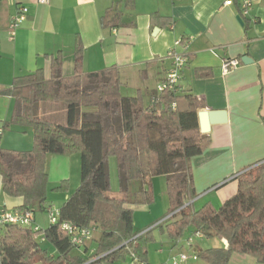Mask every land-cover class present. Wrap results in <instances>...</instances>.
I'll list each match as a JSON object with an SVG mask.
<instances>
[{"label": "trees", "instance_id": "1", "mask_svg": "<svg viewBox=\"0 0 264 264\" xmlns=\"http://www.w3.org/2000/svg\"><path fill=\"white\" fill-rule=\"evenodd\" d=\"M119 16L109 19L108 13L102 24L115 27ZM80 52L77 49L73 76L63 75L60 52L52 57L50 78L38 68L16 76L12 88L0 89L16 100L5 128L29 125L34 134L29 150L2 148L0 135L3 189L10 196L23 198L18 209L35 213L48 209V153H81V183L61 204L58 222L36 232L17 224L2 227L1 264H100L132 255L139 262L150 263L146 242L153 228H135L132 206L154 202L152 179L160 175L166 176L167 214L181 208L171 219L156 225L167 231L173 242L193 227L194 232L228 242L227 246L198 252L209 264H228L233 253L251 255L264 264V159L236 176V194L219 208L208 203L197 210L193 203L186 204L197 195L192 159L210 144L209 134L200 129L202 101L192 93L166 92L148 105L142 93H122L116 66L81 72ZM47 102L63 106L64 123L44 115L42 106ZM108 156L118 162L120 196L109 193ZM68 182L63 180L54 190L66 192ZM64 221L99 227L100 236L89 258L72 253L79 247L62 228ZM35 234L43 235L56 253L45 248Z\"/></svg>", "mask_w": 264, "mask_h": 264}, {"label": "crops", "instance_id": "2", "mask_svg": "<svg viewBox=\"0 0 264 264\" xmlns=\"http://www.w3.org/2000/svg\"><path fill=\"white\" fill-rule=\"evenodd\" d=\"M224 2L50 0L48 4H42L38 0H0V89L12 88L16 76L38 68H43L45 76L50 78L52 57L60 52L63 75H75L77 49H80L81 72H97L116 66L120 70L122 89L127 90L122 93H144L145 103L147 100L151 104L153 97L158 95L157 85L165 79L171 65V61L165 59L168 50L178 39L190 40L187 49L178 47L188 56L178 93L197 96L203 103L200 111H226V121L212 124L207 133L210 144L192 159L197 195L190 202L197 210L208 203L219 208L236 194V176L264 159V0H256L251 15L244 18L240 15L238 0L232 5ZM19 6L28 7L29 12L12 37L8 25ZM108 13L109 19L120 15L117 26L102 24V18ZM237 16L242 18V23ZM243 56L250 58L248 62L243 61ZM238 57L240 65L223 73L222 60ZM128 88L134 91L128 93ZM15 106L16 100L11 93H0L1 145L6 149L29 150L34 144L32 132L20 128L23 125L19 124L5 128ZM42 112L56 122L66 121V111L59 104L47 102L43 104ZM80 157V152H74L55 158L57 163L65 162L70 166L67 178L61 180L69 181L68 190L62 192L63 202L81 183ZM74 163L78 165V179L73 178ZM157 177L152 179L154 191ZM232 181H236L235 184L229 185ZM23 203L22 197L4 192L0 175V209L17 210ZM34 215L40 228L50 225L46 216L35 212ZM187 230L193 231V227ZM34 237L43 246L49 244L36 234ZM227 244L226 239H221V245ZM44 247L52 254L56 253L51 244ZM95 247L93 236L91 241L77 248L78 255L89 258ZM193 247L192 252H195ZM179 250L178 244L173 242L169 256ZM233 254H240L237 257L242 260L252 257L253 260L248 262L258 264L251 255Z\"/></svg>", "mask_w": 264, "mask_h": 264}, {"label": "rangeland", "instance_id": "3", "mask_svg": "<svg viewBox=\"0 0 264 264\" xmlns=\"http://www.w3.org/2000/svg\"><path fill=\"white\" fill-rule=\"evenodd\" d=\"M122 89V88H121ZM122 92H127L124 88L121 90ZM128 93L133 92L134 90L128 88ZM136 91V90H135ZM131 95H137V93H133ZM142 95H145L144 93ZM143 99L145 101V97L143 96ZM146 104H149L146 100ZM20 128H24L29 130V132H32L33 134V128L29 125L20 126ZM61 156H64V154L61 153H48L47 161L46 162V168L49 172V191H48V204H51V206L54 208L55 206H60L64 200L63 193L60 191L53 190L55 185H58L61 183V180L64 178H67V174H69L70 166L67 165L65 162L57 163V160L55 158ZM108 164H109V174H110V185L111 190L110 194L112 196H119V189H120V181H119V172H118V162L116 157L114 156H108ZM248 168V167H247ZM250 168V167H249ZM78 165L74 163V175L73 178L78 179ZM166 176L160 175L157 177L155 181V200L153 203H148L147 205H133L134 206V221H135V228L140 231H146L150 228H153L149 238L147 239L146 246H147V258L152 263H166L168 260L176 255L180 250H183L187 253H193L192 248L188 245V238L191 236L193 238V245L196 250L195 252L199 254L198 252L201 249H207L209 247H219L221 246V239L219 237H199L198 235H195L194 231L191 230H185L182 237L179 239V241L176 243L179 246V251L173 253L171 256H169V247L173 244V240L170 236H168L167 231H163L162 228L157 227L156 225L158 223H161L162 220L167 216L168 213V207H169V199L167 195V185H166ZM236 181H232L229 183L235 184ZM37 215H44L46 216V219L50 222V215L49 212L46 211H40L38 210L36 212ZM100 236V230L99 227L96 226V230L94 232V239L97 241V239ZM175 243V242H174ZM44 246H49V244H44ZM167 249L166 251H160L159 249ZM74 254H79V250L77 248L73 249ZM237 256H240V254H232L228 264H254L249 263L252 257H247L249 259L242 260L238 259ZM185 264H209L206 260H204L202 257H199L196 260L188 259L184 262ZM183 263V264H184ZM100 264H133L131 257L127 258H119L115 261H102Z\"/></svg>", "mask_w": 264, "mask_h": 264}, {"label": "built area", "instance_id": "4", "mask_svg": "<svg viewBox=\"0 0 264 264\" xmlns=\"http://www.w3.org/2000/svg\"><path fill=\"white\" fill-rule=\"evenodd\" d=\"M39 3L48 4L50 0H38ZM235 0H225L223 4L232 5ZM254 2L256 0H238L240 7V15L241 17H249L254 7ZM29 12V8L26 6H19L17 8L16 13L12 16L10 20L9 31L11 36H15L18 28L22 25V23L27 19ZM190 44V40L178 39L175 41L173 47H170L168 50L165 59L171 61L170 68L166 73V77L157 85L158 95L153 97L152 102L157 101L160 96L165 94L166 92H179V84L182 78L183 71L188 64V56L178 49V47H182L184 49L188 48ZM241 61L238 58H224L222 60V71L223 73H228L233 69H236L240 65ZM191 203L190 201L186 204ZM185 204V205H186ZM181 208L167 214V216L162 220L161 223L171 219L175 214L180 211ZM47 211L49 212L50 224H55L59 220V209L53 208L49 206ZM8 224H17L24 227L32 228L35 232L40 229V226L35 222L34 212L30 209H17V210H9L7 208L0 209V227H4ZM62 228L68 233L70 236V240L73 245L82 247L87 242L91 241L94 236V232L96 227L94 225L83 226L80 227L70 221H64L62 223ZM37 235V234H36ZM195 235L199 237H204V234L201 231L195 232ZM41 238V240H45L43 235H37ZM189 246L193 245V238L190 236L188 238ZM199 256L196 252L187 253L183 250H180L176 255L171 257L168 262L162 264H183L188 259L196 260ZM131 260L133 264H151L148 262L142 263L137 260L135 256L132 255ZM153 264V263H152Z\"/></svg>", "mask_w": 264, "mask_h": 264}, {"label": "water", "instance_id": "5", "mask_svg": "<svg viewBox=\"0 0 264 264\" xmlns=\"http://www.w3.org/2000/svg\"><path fill=\"white\" fill-rule=\"evenodd\" d=\"M239 21L242 23L243 20L240 16H237ZM250 58L248 56H243V61L248 62ZM199 123L202 133H208L210 131L211 125L219 122L226 121V111L225 110H201L199 112ZM239 175V174H238Z\"/></svg>", "mask_w": 264, "mask_h": 264}]
</instances>
